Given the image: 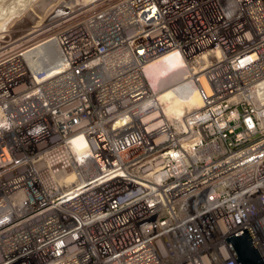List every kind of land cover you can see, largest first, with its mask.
Listing matches in <instances>:
<instances>
[{
	"label": "built area",
	"instance_id": "2783aa9c",
	"mask_svg": "<svg viewBox=\"0 0 264 264\" xmlns=\"http://www.w3.org/2000/svg\"><path fill=\"white\" fill-rule=\"evenodd\" d=\"M34 21L0 35V264H237L245 228L264 261V0ZM174 51L202 103L173 120L147 67Z\"/></svg>",
	"mask_w": 264,
	"mask_h": 264
},
{
	"label": "bare ground",
	"instance_id": "6f19581e",
	"mask_svg": "<svg viewBox=\"0 0 264 264\" xmlns=\"http://www.w3.org/2000/svg\"><path fill=\"white\" fill-rule=\"evenodd\" d=\"M59 1L62 2L67 0ZM69 1L72 2L73 0ZM60 2L52 4V6H50L46 11H40L39 15L35 14L33 16V19L35 20L37 16H41L43 18L49 14L54 13V10H56L57 5ZM28 20L30 21V18ZM34 22L36 21H31L29 23L31 24ZM10 29L11 28L7 29V31H9ZM5 33L7 32L3 31L0 33V35H4ZM34 56H37V63H41V65L44 62L54 61L56 59L54 48L50 45L40 47L38 50H36V52H34L33 57ZM40 57L43 58L42 61H40ZM175 64H178V66L184 70V74H180L177 71ZM188 73V69L180 59V56L175 51L155 59L147 67V75L154 90H156L157 94L159 95L164 113L173 120L178 119L190 112H193L202 103V97L200 96L195 85L189 80L187 76ZM261 87H263L264 89V83H262ZM262 91L263 90H261V92ZM261 94L263 95V93ZM75 143L79 151H83L86 148L85 140L83 137H78L75 140Z\"/></svg>",
	"mask_w": 264,
	"mask_h": 264
},
{
	"label": "rangeland",
	"instance_id": "374dc122",
	"mask_svg": "<svg viewBox=\"0 0 264 264\" xmlns=\"http://www.w3.org/2000/svg\"><path fill=\"white\" fill-rule=\"evenodd\" d=\"M58 2L60 1L59 0L57 1L56 0H0V27H1L0 33L3 31H7V29L11 28L14 23H18L19 20L22 21L24 19L30 18V21L33 22L34 21L33 16L35 14L39 15L40 11H46L50 6H52V4L54 3L56 4ZM23 17L25 18L22 19ZM42 59L43 58H41L40 61H42ZM175 67L180 74H184V70L181 69L178 66V64H175Z\"/></svg>",
	"mask_w": 264,
	"mask_h": 264
},
{
	"label": "water",
	"instance_id": "95a60500",
	"mask_svg": "<svg viewBox=\"0 0 264 264\" xmlns=\"http://www.w3.org/2000/svg\"><path fill=\"white\" fill-rule=\"evenodd\" d=\"M237 264H264L249 231L237 230L226 238Z\"/></svg>",
	"mask_w": 264,
	"mask_h": 264
}]
</instances>
